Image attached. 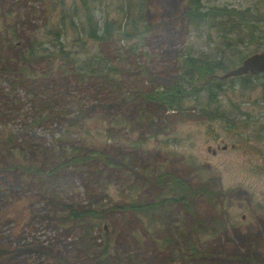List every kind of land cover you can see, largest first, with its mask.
<instances>
[{"label": "rangeland", "instance_id": "obj_1", "mask_svg": "<svg viewBox=\"0 0 264 264\" xmlns=\"http://www.w3.org/2000/svg\"><path fill=\"white\" fill-rule=\"evenodd\" d=\"M140 1L141 16H125V0H0V264H95L89 255L105 243L106 264H264L262 78L221 79L206 109L221 113L213 119L198 105L171 113L131 96L171 82L182 52L212 54L226 44L224 56L263 51L264 0H199L244 11L254 40L239 39L248 30L238 18L192 23L185 0ZM86 11L130 32L134 18L139 33L88 40ZM30 45L34 55L21 58ZM105 64L118 72L106 73ZM73 152L103 155L65 164ZM15 163L55 171L56 188ZM171 176L203 188L188 209L113 208L169 198L177 191ZM62 204L98 208L103 218L64 222Z\"/></svg>", "mask_w": 264, "mask_h": 264}, {"label": "trees", "instance_id": "obj_2", "mask_svg": "<svg viewBox=\"0 0 264 264\" xmlns=\"http://www.w3.org/2000/svg\"><path fill=\"white\" fill-rule=\"evenodd\" d=\"M126 1V11L124 15H131V11L134 9H138L139 16L142 14V9L140 8V3L142 1L139 0L136 4L131 6L130 2L132 0ZM185 11L184 17L187 21H191L192 23H199L203 21H211L214 19L226 18L229 19L231 17L238 18L243 22V26L247 28V32L240 34V40H242V36L247 34L248 40H254V33L252 29V24L249 23L247 17H245V12L242 10L228 8L225 6L218 7L216 5L203 7L199 0H185ZM225 7V8H224ZM85 26L81 29V33L83 36L91 41H99L106 42L110 39H116L117 41L124 42L128 40L132 36H137L139 31L137 30V25L134 23V18L131 19L130 25L132 28V32L128 31L126 28L120 27V21L114 24L112 20L105 18L100 25L97 20L92 17V15L86 11L85 14ZM236 28H241L240 26H236ZM56 40L58 45L59 55L65 59H68L66 52H63L61 42L56 33ZM231 45H223L222 48H219L215 51V53H199L198 55H194L191 52H182L179 54L178 59V72L175 73V76L171 82L162 86H152V88L142 89L138 91H134L131 93L135 99H141L143 102H149L154 105H157L164 111H170L171 113H182L188 109H193L192 107L198 105L200 106V114L206 118H220V112L215 107L212 110H206L209 101L215 98V92H218L221 88V79L217 78L216 72L219 70H226L227 68H233L235 66V61L232 59V55L237 56V60H241L246 55L240 54L238 50H234L229 55L224 56L225 48L230 49ZM232 54V55H231ZM34 55V47L29 46L26 54L21 58L24 59L25 56L31 57ZM231 55V56H230ZM22 59V60H23ZM78 66H81L83 62H79ZM27 67V66H26ZM25 67V68H26ZM106 69V73L108 70L114 71L113 73H117L118 71L114 68L109 67L108 65H104ZM28 68V67H27ZM24 69V68H23ZM243 79L249 78V75L241 76ZM24 79H26L24 77ZM33 79V78H32ZM260 84V83H259ZM264 85V82H262ZM204 92L206 93L205 104L202 105L198 103V93ZM132 99V98H131ZM187 100H191L193 105L191 107H185L184 102ZM142 105V104H139ZM141 120H145L149 115H145V111L142 107H140L139 111ZM147 113V112H146ZM170 113V114H171ZM153 125V118L150 117L149 124ZM70 149H73L72 147ZM102 153L99 152H89L84 153L83 155H78L77 153H69L66 155L65 164H80L85 158L94 159V157L102 158ZM94 156V157H93ZM106 162V160L104 161ZM64 164L60 163V167ZM13 169L20 170L23 173H28L32 175H44L45 178L41 184L46 185L47 188L49 186L56 185L55 183L58 180L55 171H49L47 173L42 172L38 167L32 165H22V164H14ZM162 177V176H159ZM171 183L173 184V188L177 190L175 193L169 198L159 199L157 201L151 203H142V202H127L124 205L113 206L114 209L118 211H126L132 213H144L147 210L155 211L163 208L164 206H172L174 204H182L185 209H188L191 206L190 199L195 194H202L204 192L203 188H199L197 190L192 189L183 179L179 177L170 178ZM46 188V191H47ZM56 188V186H54ZM56 191H52L47 193L48 200L50 202L55 201ZM61 210L64 211V215L62 216V221L64 222H78L84 221L88 219V221L96 222L103 218V213L98 208L94 207H86L82 209L74 208L72 205L62 204ZM168 242V240H166ZM104 249L100 252L92 251L90 254L91 260L95 264H106L109 259L106 257L107 253H105L107 244H103ZM174 246V245H173ZM189 250H193L192 245H188ZM181 254V253H180ZM191 263L195 262L193 259L189 260ZM125 264H138L133 262H126Z\"/></svg>", "mask_w": 264, "mask_h": 264}, {"label": "water", "instance_id": "obj_3", "mask_svg": "<svg viewBox=\"0 0 264 264\" xmlns=\"http://www.w3.org/2000/svg\"><path fill=\"white\" fill-rule=\"evenodd\" d=\"M245 74H261L264 79V50L246 55L236 66L226 70L219 78L225 79Z\"/></svg>", "mask_w": 264, "mask_h": 264}, {"label": "flooded vegetation", "instance_id": "obj_4", "mask_svg": "<svg viewBox=\"0 0 264 264\" xmlns=\"http://www.w3.org/2000/svg\"><path fill=\"white\" fill-rule=\"evenodd\" d=\"M245 75H249V78H250V77H259V76L262 78L261 74H258V75L245 74ZM245 75H240V76H236V77H240V78H241V76H245ZM218 78H219V77H218ZM220 79H221V78H220ZM262 80H263L262 82H264V79H263V78H262Z\"/></svg>", "mask_w": 264, "mask_h": 264}]
</instances>
